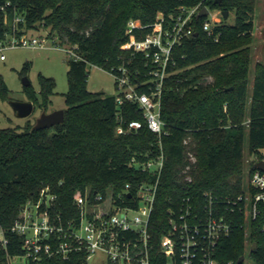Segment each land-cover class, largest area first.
<instances>
[{
  "label": "trees",
  "instance_id": "trees-1",
  "mask_svg": "<svg viewBox=\"0 0 264 264\" xmlns=\"http://www.w3.org/2000/svg\"><path fill=\"white\" fill-rule=\"evenodd\" d=\"M0 0V43L10 35L42 26L57 46L71 53L68 62V90L65 93L64 120L51 128L24 131L16 127L0 128V226L8 243L0 246V264L10 256L21 254L22 236L11 231L20 207L36 201L40 191L49 187L58 197L53 212H60L63 222L77 216L73 195L80 190L105 194L112 188L114 196L130 184L132 191L147 174L136 162L155 157L162 146L165 162L160 175L155 210L150 221L151 264H165L160 239L167 230V211L177 208L181 199L191 196L202 210L207 203L204 193L221 200H236L248 191L244 181L243 151L255 162L264 157V63L250 68V44L254 28L256 0ZM201 3L209 11H234L233 24L219 23L218 40L202 29L207 16L194 20V34L183 39L173 50V63L161 104V118L167 134L159 139L144 126L134 133L117 134L116 116L143 121L134 104L118 105L115 95L92 92L87 88L88 64L113 72L123 61L138 83L146 80L148 67L142 54H132L121 46L154 31L153 24L162 14L165 22L175 17L181 7ZM21 20L15 22V18ZM140 26L126 33L128 22ZM28 65L23 67L26 72ZM252 72V79H251ZM251 80V92L248 93ZM53 78L40 75L41 102L29 91V100L47 106L53 93ZM28 87V86H27ZM231 87V89H226ZM148 90V86L144 87ZM0 98H9V89L0 75ZM184 140H189L184 143ZM188 151L196 155L191 163ZM135 160V161H134ZM191 165V181L183 170ZM242 203V202H241ZM237 203L232 212L225 201L219 211L231 222L232 230L216 247L221 264H236L241 255L256 246L250 257L264 264L262 213L255 220H245ZM69 259H51L45 264H84V252Z\"/></svg>",
  "mask_w": 264,
  "mask_h": 264
},
{
  "label": "built area",
  "instance_id": "built-area-1",
  "mask_svg": "<svg viewBox=\"0 0 264 264\" xmlns=\"http://www.w3.org/2000/svg\"><path fill=\"white\" fill-rule=\"evenodd\" d=\"M203 7L201 3L189 8L181 7L175 17H169L168 22H165L163 15L158 16L153 24V32L140 39H131L121 46V49L130 50L132 54L143 55L149 77L136 83L132 75L137 72L133 74L127 63L123 61L113 67L111 74L115 79V101L118 105L129 102L136 105L143 117V121L128 120L118 113L115 127L117 134L134 133L144 124L159 139L167 134L161 118L163 90L169 75L167 69L173 63L175 46L194 34V20ZM19 20L20 17L15 18V22ZM217 25L216 21L210 19L202 23V29L215 41L220 35V31H215ZM139 27L130 20L126 33ZM10 37L11 40L6 41L11 47L45 46L43 37L24 33ZM6 41L0 43L1 49L6 47ZM145 86H148L147 91L144 90ZM188 141L184 140V143ZM164 155L160 144V152L155 157L141 162L134 160L147 176L133 191L130 184H126L116 196L112 188H107L105 194H92L90 189L84 193L76 191L73 203L78 215L65 222L60 212H53L57 195L51 193L49 187L43 188L36 201L28 200L20 207L10 228L22 236L23 250L21 254L10 256L8 264H45L53 258L69 259L71 254L79 251L84 252V264H88L97 250L106 253L107 264H151L150 221L156 207L160 175L166 158ZM188 157L191 163L196 162L193 151H188ZM191 168V165H186L183 170L187 181L192 179ZM247 185L248 191L236 200H221L205 192L207 203L202 210L197 209L191 196L183 197L179 207L169 208L168 227L160 239V251L166 259L165 264H221L216 258V247L222 237L230 234L232 225L220 213L219 204L225 201L231 205L230 210L233 212L234 206L242 202L239 211L247 221L255 220L262 213L259 205L264 203V172L254 168L248 175ZM135 211L137 214H133ZM260 230L264 235V220ZM5 236L4 228L0 226V246L4 248L8 243ZM227 264L233 262L228 261Z\"/></svg>",
  "mask_w": 264,
  "mask_h": 264
},
{
  "label": "rangeland",
  "instance_id": "rangeland-1",
  "mask_svg": "<svg viewBox=\"0 0 264 264\" xmlns=\"http://www.w3.org/2000/svg\"><path fill=\"white\" fill-rule=\"evenodd\" d=\"M159 14L158 16H161ZM212 22H223L233 24L235 22L234 11L228 12L227 17L222 16L221 10H212L208 15ZM254 28L251 33L253 40L250 44V68L251 71L257 62L264 63V0H256L254 13ZM25 35L39 36L45 39L43 48L32 47H11L7 38L4 43L6 47L0 48V75L9 89V98H0V128L16 127L18 131H24L27 124L33 125L35 119L42 111L51 112L55 109L66 108L65 93L68 90L67 69L68 62L72 56L66 46H57L56 39L48 37V29L37 26L24 32ZM3 55V58H1ZM28 65L26 72L23 67ZM87 88L92 92H103L108 95L116 93L114 76L105 68L88 64ZM40 75L53 78L55 85L53 93L49 96L47 106L44 108L38 102L29 100L28 92H34L38 101L41 102ZM26 76L30 85L25 87L22 78ZM252 79V72H251ZM251 92V80L248 93ZM11 100L32 101L34 109L27 117H18L10 105ZM253 156L248 153L247 141H245L243 151L244 181L247 184L248 168ZM137 214V211L133 212ZM246 253L241 264H255L254 260ZM88 264H107L106 253L97 250Z\"/></svg>",
  "mask_w": 264,
  "mask_h": 264
},
{
  "label": "water",
  "instance_id": "water-1",
  "mask_svg": "<svg viewBox=\"0 0 264 264\" xmlns=\"http://www.w3.org/2000/svg\"><path fill=\"white\" fill-rule=\"evenodd\" d=\"M215 1H216L215 3H219L221 0H215ZM208 14H209V9H207V7H203L200 10L199 14L197 15V18L200 16H207ZM223 14H224V17L226 18L228 15V11H224ZM22 81L25 87L31 84L29 79L26 76L22 78ZM226 89L227 90L231 89V87L226 88ZM10 105L12 106V108L14 109L18 117H27L32 113L34 109L33 102L27 101V100L26 101L11 100ZM63 117H64V109H55L51 112H46L44 110L41 112L39 117L35 119V122L32 125L31 130H41L45 128H51L56 124L62 123L64 120ZM254 168L259 169L264 172V160H259L255 162ZM128 196H130V194ZM255 246H256V243L254 242L250 247L249 254L252 253ZM244 259H245V255H241L239 259L237 260L236 264H241Z\"/></svg>",
  "mask_w": 264,
  "mask_h": 264
}]
</instances>
